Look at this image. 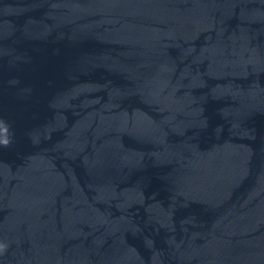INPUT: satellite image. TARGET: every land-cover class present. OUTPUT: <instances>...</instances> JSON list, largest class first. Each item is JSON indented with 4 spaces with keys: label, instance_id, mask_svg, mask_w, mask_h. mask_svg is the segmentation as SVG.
I'll use <instances>...</instances> for the list:
<instances>
[{
    "label": "water",
    "instance_id": "obj_1",
    "mask_svg": "<svg viewBox=\"0 0 264 264\" xmlns=\"http://www.w3.org/2000/svg\"><path fill=\"white\" fill-rule=\"evenodd\" d=\"M0 264H264V0H0Z\"/></svg>",
    "mask_w": 264,
    "mask_h": 264
},
{
    "label": "clouds",
    "instance_id": "obj_2",
    "mask_svg": "<svg viewBox=\"0 0 264 264\" xmlns=\"http://www.w3.org/2000/svg\"><path fill=\"white\" fill-rule=\"evenodd\" d=\"M4 143L7 144V141H5Z\"/></svg>",
    "mask_w": 264,
    "mask_h": 264
}]
</instances>
